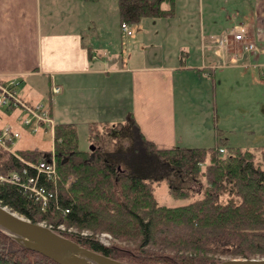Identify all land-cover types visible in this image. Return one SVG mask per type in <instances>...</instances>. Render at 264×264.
Returning a JSON list of instances; mask_svg holds the SVG:
<instances>
[{
    "label": "trees",
    "instance_id": "16d2710c",
    "mask_svg": "<svg viewBox=\"0 0 264 264\" xmlns=\"http://www.w3.org/2000/svg\"><path fill=\"white\" fill-rule=\"evenodd\" d=\"M174 3L117 0V8L121 21L134 23L142 17H170ZM93 124L88 134L92 143L100 132ZM106 127L129 130L122 134L130 142L106 151L82 149L74 124L54 123L51 150L0 149V173L26 165L35 175L27 163L51 155L56 171L53 178L37 173V183L53 191L46 206L5 180H0V203L85 247L130 263L211 264L222 256H264V146L225 149L219 137L213 146L159 148L132 117ZM163 165L183 174V180H203L199 197L174 206L159 203L146 177ZM170 192L187 198L190 189L171 184ZM82 229L91 234H82ZM99 232H109L114 239L104 244L94 236ZM0 264L59 263L22 246L0 228Z\"/></svg>",
    "mask_w": 264,
    "mask_h": 264
},
{
    "label": "crops",
    "instance_id": "0c3cea01",
    "mask_svg": "<svg viewBox=\"0 0 264 264\" xmlns=\"http://www.w3.org/2000/svg\"><path fill=\"white\" fill-rule=\"evenodd\" d=\"M192 17L179 20L183 31L176 28V12L170 17H142L132 28L127 22L131 33L126 34L117 0H0V86L13 89L21 80L30 93L23 91V96L32 105L43 104L52 121L48 150L53 147L54 123H72L77 133L83 124L89 134L93 123L100 128L123 124L129 117L159 148L188 146L177 133V100L192 101L182 84L184 71L195 70L193 79L199 84H205L207 75L214 80L216 69L226 65L258 67L264 74V0H253L251 16L222 30L211 28L207 33L198 19L197 35L191 29ZM158 19L165 21L162 35L155 26ZM236 24L247 26L248 39L257 50L245 49L233 38ZM117 35L127 37L126 51L114 43ZM157 44L160 50L154 48ZM53 84L60 86L58 92L51 91ZM44 90L46 101H38ZM177 90L183 95L179 97Z\"/></svg>",
    "mask_w": 264,
    "mask_h": 264
},
{
    "label": "rangeland",
    "instance_id": "374dc122",
    "mask_svg": "<svg viewBox=\"0 0 264 264\" xmlns=\"http://www.w3.org/2000/svg\"><path fill=\"white\" fill-rule=\"evenodd\" d=\"M252 5L253 0H175L174 13L176 12V18L178 19L176 28L183 31V24L179 20H182L185 16L189 18L190 15V17L193 16L191 29L197 35L199 29L198 26L194 27V25H198V19L199 22L204 24L207 33L210 32L211 28L222 30L224 27L226 29L240 21L244 22L245 19L251 16ZM162 22H165L164 19H158L155 24L159 35H162L163 32L161 30ZM132 26L133 23H130L131 28ZM151 28L152 26L149 29L151 30ZM149 29L145 28L146 33ZM133 34H136L135 28ZM176 34V32L173 33L176 38H179L180 33ZM147 35L144 33L143 36L147 37ZM162 40L160 39L159 43L167 47L166 40L165 42ZM114 43H117L118 49L121 45L124 47V51L127 50V37L114 36ZM170 43L169 41L168 45ZM158 44L154 47L156 50H160ZM135 45L136 42L130 45L129 50H132ZM184 72L187 74L184 76L185 79L182 84L188 88L189 92H186L187 99H192V101L187 100L189 102H186L180 98L177 100V133L188 146H213L219 137L225 140V149H227V146H232L256 150L259 146H264V81L260 82V79H258L264 77V74L260 72L258 67L238 69L226 65L216 69L214 80L210 75H207L208 78L204 81L205 84L195 82V77V80L193 79L195 70L187 69ZM13 90L16 95H19V98H17L19 102H26L28 105L33 104L31 100L25 98L22 94L24 91L27 95H30L24 82L17 80L13 84ZM177 94L180 97L183 92L177 90ZM31 96L35 97L34 95ZM46 99V91L44 90L43 96L37 100L44 102ZM7 106L9 105L0 103V123L10 125L19 131L20 138L16 147L37 148L41 151H48L51 148V128L45 125L32 131V125H27L24 122L30 114L19 105ZM86 128L81 124L78 129L80 135L78 144L82 149H89L90 145L94 144L93 149L106 151L120 143L126 145L130 142L129 136L122 134V131L125 130L123 127H112L114 128L112 129L102 125L99 128L98 136L95 137L92 143L88 139ZM125 131L129 132L127 129ZM113 135H117V137ZM0 149L6 153L8 152L3 147H0ZM144 153L146 152L144 151ZM163 166V170L149 172L150 176L146 177L150 181L159 203L174 206L199 197V192L204 184L203 180L193 181L188 178L183 180V174L169 170L166 165ZM171 184L188 187L190 189L189 196L187 198L175 197L170 192ZM40 222L44 223L43 221ZM59 227L64 229L65 226L60 224ZM71 229L75 230V228H68V230ZM81 233L91 234V231L82 229ZM94 236L104 244H109L114 239L109 232L95 233ZM227 258L243 257L222 256L221 260Z\"/></svg>",
    "mask_w": 264,
    "mask_h": 264
},
{
    "label": "water",
    "instance_id": "95a60500",
    "mask_svg": "<svg viewBox=\"0 0 264 264\" xmlns=\"http://www.w3.org/2000/svg\"><path fill=\"white\" fill-rule=\"evenodd\" d=\"M93 149V145H90ZM0 228L22 246L59 264H135L107 256L63 236L42 222H34L0 203ZM211 264H264L261 258H227Z\"/></svg>",
    "mask_w": 264,
    "mask_h": 264
},
{
    "label": "built area",
    "instance_id": "2783aa9c",
    "mask_svg": "<svg viewBox=\"0 0 264 264\" xmlns=\"http://www.w3.org/2000/svg\"><path fill=\"white\" fill-rule=\"evenodd\" d=\"M120 27L126 34H130L131 30L127 22L122 21ZM233 38L237 41H242L244 43V48L248 50H257V46L248 39V29L244 24H236L232 31ZM260 50H263L261 48ZM60 86L53 84L51 86V91L53 93L58 92ZM0 103L5 105H19L22 109L26 110L30 116H28L24 122L27 125H32V130H36L37 127L41 125H51L52 121L48 115L47 110H45L43 104L36 103L34 105H28L24 102H19L17 100L15 91L11 87L0 86ZM20 137L18 130L14 129L9 125H5L0 128V147L12 150L15 141ZM220 150H222L220 148ZM27 166L34 167L36 169V174H30L28 168L22 166L19 170H12L6 174H0V180H5L12 182L14 184H19L28 191L31 196L36 200H39L42 207L46 206L49 201L50 196L53 191L48 190L45 185L37 183V173H45L46 177H55V160L54 156L51 155L48 158L39 159L34 162H28Z\"/></svg>",
    "mask_w": 264,
    "mask_h": 264
}]
</instances>
